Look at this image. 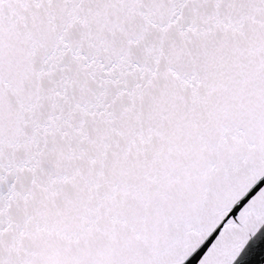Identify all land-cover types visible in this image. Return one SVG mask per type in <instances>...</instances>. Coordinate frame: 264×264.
<instances>
[{
    "label": "snow or ice",
    "instance_id": "snow-or-ice-1",
    "mask_svg": "<svg viewBox=\"0 0 264 264\" xmlns=\"http://www.w3.org/2000/svg\"><path fill=\"white\" fill-rule=\"evenodd\" d=\"M258 251L264 0H0V264Z\"/></svg>",
    "mask_w": 264,
    "mask_h": 264
},
{
    "label": "water",
    "instance_id": "water-1",
    "mask_svg": "<svg viewBox=\"0 0 264 264\" xmlns=\"http://www.w3.org/2000/svg\"><path fill=\"white\" fill-rule=\"evenodd\" d=\"M259 185L257 188L253 189V191L249 194V196L253 195L256 190H258ZM247 198H245L244 201H241V204L238 205L234 210L232 215H235L237 211H239V208L243 206V204L246 202ZM222 226V225H221ZM219 232V228L216 230V233H213V235L209 238L208 241L205 242V244L201 247V249L198 251L194 259H199V257L203 254V252L207 249L209 244H211L212 240L215 238V235ZM253 264H260L262 260H264V254H261V252H257L256 255L252 258Z\"/></svg>",
    "mask_w": 264,
    "mask_h": 264
}]
</instances>
